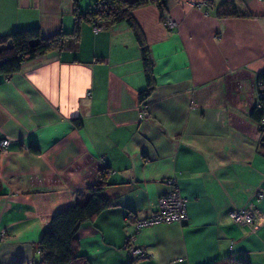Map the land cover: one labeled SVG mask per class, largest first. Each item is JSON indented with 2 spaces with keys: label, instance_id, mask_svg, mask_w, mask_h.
Returning <instances> with one entry per match:
<instances>
[{
  "label": "crops",
  "instance_id": "0c3cea01",
  "mask_svg": "<svg viewBox=\"0 0 264 264\" xmlns=\"http://www.w3.org/2000/svg\"><path fill=\"white\" fill-rule=\"evenodd\" d=\"M190 1L202 0H167L171 29L154 5L132 12L155 80L143 102L139 46L124 22L96 31L85 23L67 48L1 77L0 139L8 143L0 149V264L33 260L50 216L104 168L111 203L77 230L90 264L127 262V236L147 253L131 264H205L227 255L264 264V195L255 196L264 192V148L257 151L261 133L249 117L264 69V0H240L251 16L221 19ZM72 5L0 0V34L32 25L44 36L70 31ZM169 177L186 200V220L135 230L124 218L154 210ZM251 203L255 228L229 218Z\"/></svg>",
  "mask_w": 264,
  "mask_h": 264
},
{
  "label": "trees",
  "instance_id": "16d2710c",
  "mask_svg": "<svg viewBox=\"0 0 264 264\" xmlns=\"http://www.w3.org/2000/svg\"><path fill=\"white\" fill-rule=\"evenodd\" d=\"M202 2L204 3L202 9L205 12L212 10L219 19L232 16H251L248 11L239 10L240 0H221L216 6H213L210 0H202ZM72 3V28L70 31L61 30L55 34L44 36L38 25H32L14 28L5 34H0V79L18 71L25 61L49 51H61L72 42H76L82 24L87 23L92 27H109L124 22L139 46L145 87L138 92V99L139 102H143L153 92L155 80L152 75V61L148 48L141 30L133 19L132 12L137 8L151 4L157 8L159 20L164 22L167 0H90L84 9H81L80 0H72ZM256 83L257 101L251 108L249 117L256 123L258 131L261 133L257 151L262 153L264 148V69L257 72ZM71 123L76 128L82 126V121L78 118H72ZM30 148L36 152L35 148ZM107 174L106 168L101 169L94 184L83 191H78L69 206L57 210L50 216L48 224L42 229L40 238L33 247L36 258L31 260L32 264H90L87 256L80 251L77 230L82 222L92 220L95 215L110 205L111 202L103 194V189L107 184ZM130 238L132 237H125L123 245ZM15 264H25V262L20 260ZM205 264L250 263L244 257L227 255Z\"/></svg>",
  "mask_w": 264,
  "mask_h": 264
},
{
  "label": "built area",
  "instance_id": "2783aa9c",
  "mask_svg": "<svg viewBox=\"0 0 264 264\" xmlns=\"http://www.w3.org/2000/svg\"><path fill=\"white\" fill-rule=\"evenodd\" d=\"M197 7L202 9L204 7V3L202 1L199 2L197 4ZM164 25L167 26V28L171 29L173 26H175V23H172L170 22V19L165 18ZM93 29H95L96 31V30H99V27L95 26L93 27ZM0 143L2 147H4L5 145H7L8 140L2 139L0 140ZM167 182L170 186V189L164 194H161L159 196L158 206L156 205L155 209L150 211L146 216L134 219L135 230H138L141 227L152 226V225H156L159 223H166V224L179 223L181 224L182 222L186 220L187 218L186 200L184 197L180 195L176 182L173 179L170 178L167 180ZM263 195L264 193L262 190H258L255 193V196L257 199L262 198ZM228 216L235 222L250 224L253 226V228L256 227L258 223L257 219L260 218L258 210L252 203L249 205L243 206L241 208H236V209H232L228 211ZM125 220H128L127 215H126ZM129 251H131V254L129 255L130 257H129V260L127 261V264L130 262L131 259H135V257L136 259L140 258L138 254H141V252L142 254L147 255L146 252L144 253L141 249L137 247H132L129 249ZM25 264H32V263L31 261H27L25 262ZM119 264H126V262H122Z\"/></svg>",
  "mask_w": 264,
  "mask_h": 264
},
{
  "label": "rangeland",
  "instance_id": "374dc122",
  "mask_svg": "<svg viewBox=\"0 0 264 264\" xmlns=\"http://www.w3.org/2000/svg\"><path fill=\"white\" fill-rule=\"evenodd\" d=\"M201 2V1H200ZM90 3V0H80V6H81V9H84L85 8V6L87 5V4H89ZM199 2H193V1H190V2H188L187 4L189 5V6H191V7H197V4H198ZM198 8V7H197ZM166 19L168 18V19H170V22H172V23H175L171 18H169L167 15H166V17H165ZM163 24H164V22H162ZM84 25L85 24H82L81 25V27H84ZM175 25H176V23H175ZM165 26V25H164ZM166 28H167V26H165ZM99 29H101V27H99ZM169 29V28H168ZM257 84V83H256ZM6 146V145H5ZM3 147H2V145H1V143H0V149H2ZM99 173V172H98ZM97 177H98V174H97ZM168 179H170V177L168 178ZM167 179V180H168ZM166 183L168 184V182L166 181ZM86 189V188H85ZM84 189V190H85ZM264 193V192H263ZM158 204H159V196L156 198V200H155V206L157 205L158 206ZM132 217V215H131V213H129V214H127V219L128 220H130V221H132V219H133V224H134V219L136 218V217H134V218H131ZM129 218H131V219H129ZM230 218V217H229ZM231 219V218H230ZM128 220H125V221H128ZM232 220V219H231ZM233 221V220H232ZM239 223V222H238ZM243 224H246V223H243ZM247 225H249V226H251V228L253 229V226L252 225H250V224H247ZM152 226H154V225H152ZM146 227H150V226H146ZM135 228V227H134ZM5 238H6V231L3 229V228H0V241H4L5 240ZM131 240H132V238H130V239H128L126 242H125V244L123 245V247L126 249V251H127V256H129L130 254H131V251H129V249L130 248H132V247H137V248H139V249H141L144 253L146 252L145 250H143V248L142 247H139V246H136V245H134L132 242H131ZM139 256H140V258H137V259H143V258H147V255H145V254H142V252H141V254H138ZM142 255H144V256H142ZM130 257V256H129ZM129 257H128V260H129ZM36 258V257H35ZM135 259H136V257H135ZM132 260H134V259H131L130 260V264H131V261ZM128 263V264H129ZM126 264H127V262H126Z\"/></svg>",
  "mask_w": 264,
  "mask_h": 264
}]
</instances>
